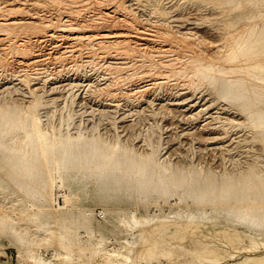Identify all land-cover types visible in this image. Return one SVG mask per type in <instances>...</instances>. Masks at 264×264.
Listing matches in <instances>:
<instances>
[{
    "label": "rangeland",
    "instance_id": "374dc122",
    "mask_svg": "<svg viewBox=\"0 0 264 264\" xmlns=\"http://www.w3.org/2000/svg\"><path fill=\"white\" fill-rule=\"evenodd\" d=\"M3 1L4 0H0V3ZM25 1L26 0L22 1V3H24ZM43 1L46 0H41L40 5L37 0H35V2L34 0H29V1L27 0L25 3L27 5L35 3L34 7L36 9L31 6L29 8L32 9V14L36 12L40 16H42V18L56 19L61 17V19L63 20H67L70 18L69 20H71L74 23H81V21L82 24H85V22L88 24L100 23L99 26L100 29L95 28L96 32L94 33H98V32L106 33L105 32L106 30L112 32V29L114 28L113 32H123L129 35L131 33L130 36L141 35L142 37H144V34L146 35V33H148V35H151L149 34L150 32L154 34L155 33L154 30L157 31L159 29H164L165 27L167 29L170 28V30L173 29L174 31L172 30V32L175 33H178L180 31H182L180 33H185L191 30V32L196 33L197 36L200 37V39L204 40L205 43L207 42L208 44L210 43V45H212L211 48L212 47L215 48V46L220 45V43L222 44V41L224 39V34L226 33V31L223 29L227 26L226 25L227 23L238 22L240 20V16L244 12L247 14H251V13L256 14V12L258 13L260 11L264 12V3H263L264 0H262L263 2L261 0H125L126 2L125 4L129 9L128 11H132L129 12V14L133 15L132 17L136 18L134 20L137 23L132 22V17L129 18L130 16H128L129 21L132 23L125 22V24L123 25L121 24L117 25L113 22V19L115 18H111L107 16H105L106 17L105 18L102 15L104 12L113 11L117 6V3L118 2L121 3L124 0L121 1L120 0H99V1L83 0L86 2H83L82 0H78V2L77 0H73L75 2H73L72 0H64L66 2L62 0L60 1L56 0V2H54L53 0H47L46 1L47 3L45 2V4L43 3ZM115 1L118 2L116 3ZM260 1L262 3L260 5H257L259 4ZM59 2H64V3L60 4ZM87 2L89 3L88 5L86 4ZM157 2H159V8L156 7L158 9H155V3ZM239 2L242 3L241 4L242 8L240 7V9L237 7ZM65 4H67L68 6ZM79 4L84 6L86 4L85 10L84 7L80 6ZM233 5L236 6L234 7ZM93 6L94 9L92 8ZM68 7L70 8L71 11H68L69 10ZM72 10L74 12L79 10V14L77 13L75 15V13L72 12ZM158 10L162 11L163 14L161 15V12L159 13ZM67 11L72 12V14L66 13ZM80 11H82V13ZM121 14L122 13L118 14V16L120 18H124L123 15ZM20 15H26V14L15 13L13 16L17 17ZM87 19L89 22L87 21ZM257 21L260 22L262 21V19L261 20L258 19ZM243 23L245 25L249 24L248 22H242L241 25ZM104 25L106 28H104ZM169 25L172 26V29L171 27H169ZM239 25L238 28L236 29H240ZM241 25H240L241 28L245 27L243 25L242 27ZM177 26L179 27V29ZM138 31H142L141 33L139 32L140 35H137ZM15 36L16 35L12 36V38L16 41L17 39L15 38ZM37 36L38 35L36 36L32 35L28 37L32 39L31 41H36V39L40 40V38H38ZM22 37H24V35ZM14 40H9L10 42L9 45L13 44ZM42 40L43 43H41ZM14 44L10 46L12 50L14 47H16V45L14 46ZM32 46L35 47L34 52H36V54L39 53L47 54V52H51V50L54 52L55 51L57 52V50L61 52H67L65 50H68L67 52L68 54L65 55V57L63 58L64 60L56 59L55 56L53 58H48L46 60V58L48 57L47 55L44 57V60H42L43 57H41L42 59L40 58V60H42L43 62L39 64L40 66L34 67V69H32L33 71L32 70L28 71V73H30L31 76H33L32 77L33 82H31L30 86H28L29 85L28 82L20 81L19 79V78L22 79L24 78L23 76H25L24 75L25 73L21 72L22 67L24 68L25 66L21 64H20L21 66L19 65L18 56H16L17 55L16 53L18 52L15 49L14 51L12 50L7 51L9 54L6 53L7 55L5 54L4 57L5 59L7 58L6 60L9 62V65L11 66L12 64V66L10 67L8 65L7 67H4V70H2L3 69L2 67H0V78L2 77L1 78L2 80L0 79L1 80L0 90L2 89L0 91L1 92L0 105H4V104L6 105V103L9 104L12 108L10 106H7L9 107L7 108L8 112L13 109V106L14 108H16V110L20 109L19 111L21 113L25 112L26 109L29 107L30 103L34 102V100L36 101V99L38 98L39 105L37 112L42 120V127L45 128V132L49 134H52L51 132L54 133L56 131L58 133V131L60 130L59 133L66 136L65 133H67L68 131L67 135L70 134L73 137L82 135L86 140H90L94 137H99L102 134L103 139L105 141L108 140L107 142L110 144L112 143L115 144L119 142L123 143L124 145L127 144L129 147H132L129 149H133V150L135 149V151L138 150V154H140V152L142 153V155L146 154L150 156L152 154V156H154V158L158 159L160 162L163 163L165 162V164L168 163L173 167L175 166L176 167L175 169L182 170L185 173H188L191 170L200 173V168H201V170L203 169L201 171L202 176L211 173L215 176V180L218 182H223L221 175H225L226 173L229 174L234 173L235 175L242 168L248 170L250 168V164H253L254 162L255 164L253 165L255 166L251 165V167H254V169H257V171L260 170L259 172L263 171L261 170V167L262 169H264L263 168L264 161L261 159H264L263 158L264 142L260 140V135L258 137V134L257 135L252 134V132L254 131L253 129L246 127V118L248 112L242 111L238 103L232 102L228 99H223L218 89L208 85L207 82L202 83L201 81L194 85L192 84V82L194 83L197 82L198 80L196 79L197 80L196 81L191 76H189V74L188 77L184 75L180 77L174 76L173 78L171 77L172 72H169L167 68L159 67L157 69V71L159 72H157L156 75L159 76V78L157 79L164 80L163 85L157 88L153 87V89L151 88V90L149 89L146 93V96H144L143 98L144 100L141 99L137 101V99H132L131 101L129 99L124 98V96L122 95V93L126 91L125 89L126 86L129 85V89L131 86H132L131 88H134L136 86H142L147 84V81L154 79V77L156 78V76H153L152 78L150 77L148 78L147 76L149 74L148 68L147 67L142 68V62H144L143 58L141 57L138 58L139 56L136 55L135 57H132L133 59L130 58L131 60L127 59L128 62L131 61L132 64L133 62L135 64L133 65L129 64V66L127 67L128 70L126 71V69H124L126 72L124 70H123L124 72L122 70L115 71L114 69H112L111 71L110 70L111 68H109L110 66L108 65L112 64L111 62L114 63V60L115 62L128 63L126 59L122 60V58H125L124 56H120V55L118 56V54L116 55L115 50H105V49L100 50L98 46H95L91 43L81 42L80 44H78V43H73L72 40H67V41L62 39L59 40V38L54 40L41 39L39 43L35 42V45ZM11 51L12 53L14 52V55L11 54ZM105 51L108 53H105ZM110 51H112V53ZM96 52L98 54H96ZM136 59L137 60L143 59V60H140V62L139 61L136 62ZM166 60L168 61L169 59ZM180 63L182 62L181 61L178 62L176 66L180 65ZM136 64L139 65L137 66ZM129 67H130V71H129ZM35 68L37 69L35 70ZM6 69L7 72L5 71ZM143 69L144 70L146 69L147 71H144ZM164 71L166 72V78ZM133 73L138 74V76L141 75V77L137 76L133 78V80L131 79L130 82L128 81L129 80L128 77L130 76V74ZM142 73L143 74L147 73V74L146 75L144 74L142 78L143 75ZM169 73H170V78H168ZM161 74L163 75V77ZM34 76H36V78ZM189 77H191L190 78L191 81L188 79ZM141 82H143V84ZM107 84L110 85L108 86ZM105 86H108L109 88L108 92H107L108 88ZM30 88L31 90H34L35 88L37 89L36 90L37 96L33 97V93H31ZM3 89L6 90L3 91ZM107 93H109L108 94L109 96H107ZM112 93L115 95V98L112 95ZM1 98L3 100L5 99L7 102L4 100L3 103V100ZM14 100L16 101V103L13 105L12 103L15 102ZM17 104L19 106H17ZM20 105H25V106L22 107ZM20 107H22L23 109ZM222 109H226L227 111L230 109L229 110L230 112L229 111H228L229 113L227 112L228 117L226 115H223L222 117L225 116L227 118L230 117L229 120L233 122L231 123V121L229 122V120H227L229 122L228 123L224 119H219V120L216 119L217 121L215 120L212 121L213 123L211 126L213 127L214 130L213 133L212 129H211L212 131L208 129L211 127L207 125V123L211 121L210 114H213L214 116L215 115L220 116ZM237 111L241 115H238ZM231 112L234 114L235 117H233V114H231ZM235 120L236 122L237 120L238 122L241 121L240 125L234 122ZM219 121L221 122L219 123ZM222 122L223 124L226 123L225 127H223L224 125L222 124ZM213 124L215 125V128L217 126L216 128L217 131H215L216 129H214ZM241 125L245 127L243 126L240 127ZM54 128L56 129V131ZM249 130L252 131L250 132ZM13 133H15L14 135H17L18 137H21L23 134L21 138H24L25 135L24 130L22 131L17 130V134L15 131ZM249 133L251 134L248 137ZM12 136L6 137L5 140L8 143H10L11 141H8L9 140L8 138H11ZM214 136L215 137L219 136L217 137L218 138L217 145H219L218 146L219 150L216 152L211 151L210 150L211 146L209 145L211 143L210 138L211 137L215 138ZM244 138L246 141L244 140ZM255 139L259 140L261 143H259V141L255 142ZM18 145L22 147L21 143H19ZM1 151L2 152H0V161H1L0 165L1 164L2 165L0 167V188H1L0 189V220L2 216L15 217L16 215H13L15 213H19V214L21 213L23 215L22 217L24 218L23 219L20 218V220L18 219L19 221L17 220L18 222L14 221V223L6 222L4 229L0 227V264H18L17 256L20 251L24 255V264H36L29 260V256H28L29 251L26 248L29 242L32 244V249L36 250L35 251L36 258L38 259L42 258V260L46 262L50 261V263L53 264H86V263L101 264L102 262H103L102 264H144V256L139 261H134V262L131 261L130 256H128L131 247L127 245L128 244L127 242L138 243L135 248L140 251L146 248L145 245L147 243L144 240V235H143V239L139 241L140 236L144 231V228L139 229V231L137 229L131 230L129 227H127L126 224L124 226V220L126 221L129 220L133 212L135 213L137 218H144L148 216L174 217L173 215H175L176 213H179L178 215L182 217L187 213L190 214V212L194 213L197 211V207L193 206L192 201L188 198H185V196H182L184 190L181 189L176 192L175 190H172L170 193L166 195L159 193V194H151L150 196L149 195L143 196V194H141L140 192L139 193L141 195L137 191H135L133 184L127 186L124 182H121L120 184H117L113 187V186H109L107 183H102L101 179L97 175L91 176V174L85 171L84 169L82 171H80L81 169H67L69 171L63 170L62 175L65 176L67 180H65L66 182L64 181V186H62L63 188L61 187L62 188L61 189L60 185H62V183L57 178L58 177L57 175L56 182L54 184V190H52V195L53 192H54L53 196H58V194L60 193L72 194L73 198L69 204L71 206L70 208L72 211H70L69 214L67 213L65 215L67 217L66 222L65 221L61 222L63 224L58 225V228L59 227L60 228H59V234L57 235L66 236L67 231H64V229L65 230L71 229L74 235L79 233L78 237L84 241V245H86L89 250H91V248L93 247L92 245H95V243L97 244L98 242L102 241L104 243L103 249L105 250V251L102 250V252L104 254L109 255V257L110 256L111 257L105 261H102L101 259L104 260V257L98 256L99 258L96 257L94 261H89L87 260L88 259L87 254L84 256V254L80 252L79 247H77L79 243L78 241L81 240L79 238L78 241L76 238H73L72 241L75 242L76 240V242L75 243L73 242V249L70 252L67 251V249L64 247H61L62 249H60L59 241L57 243L56 239L55 240L53 239L49 243H47L46 238L48 237V235L52 236L54 230H58L54 228L55 227L53 225L54 222H52L55 220V218L47 219V217L43 215H39L38 218L35 217V215L38 214V211L34 209L32 210L31 205L33 204L41 205L38 196L35 197L32 194H28V191H26L27 193L23 192L24 188L26 187L25 186L26 183H28V180L26 178H24L25 180L24 181L22 180V178L18 177L19 182L17 184L15 181H13V178L15 176L12 174L10 170L11 165L7 162L6 159V157L8 156L7 154L8 152L7 153L5 152L6 153L5 154L4 150ZM2 156L3 159H1ZM255 160H257L258 162ZM7 163L9 166L7 165ZM256 163H258L259 165ZM205 170H207V174H203L206 172ZM224 170L225 173H223ZM261 173L263 174L264 171ZM11 175H13L12 176L13 178L10 177ZM74 176H76V178ZM82 176L84 178H82ZM89 176L91 178H89ZM58 181L60 182V184ZM59 188L61 190H59ZM51 198L53 201V197ZM144 198H146L145 201ZM187 202L188 204H186ZM56 203L57 200L55 202V205L53 202L54 206L52 204L51 205L55 208H58V204ZM63 203L64 201L60 199L59 206L60 205L63 206ZM185 204L187 206L191 205V207L189 206L187 207ZM207 205H205V207L204 206L201 207L202 209L201 208L200 209L206 212L208 211V213L211 214L212 212L216 211L215 213H213V215L217 213L218 209L220 210V212L222 210L223 211L221 213L218 212L217 214L224 213L223 215H225L226 214L225 212H227L229 209V208H222V206L219 205L217 206L216 205L207 206ZM210 208L211 210H209ZM4 209L6 210L7 214L4 213L5 212ZM23 209L25 210L29 209L32 210V212L30 211L29 215H27L25 214L27 212H24L25 210ZM82 213L89 215V218L91 220V222L88 223L86 225L87 227L85 228H83L85 224L82 223L80 224V220L79 222H76ZM76 214L78 215L80 214V215L78 216ZM178 215L176 214L175 218L180 220L181 218ZM232 215L234 214L232 213L231 217ZM72 217H74L73 218L74 222L71 221ZM28 223H30V225H28ZM77 223H79L81 226ZM65 225L67 227H65ZM24 227L26 228L24 229ZM86 228L94 231L92 232V234L94 235L91 234L90 230L89 231L88 229L86 230ZM223 228H225V226H223L220 223L215 230L220 231ZM48 229L50 230L49 231L50 234L45 232V230ZM51 230L53 233L51 232ZM201 230L204 236L209 235L208 237L211 239L213 236H216V233L214 235L213 231H210V229L208 228H204ZM140 232L141 234H138ZM183 234L184 235L186 234L185 236L186 238L188 237L187 238L188 240L191 238L190 233L183 232ZM222 235L218 234L217 238L220 237L221 239L220 238L219 239L223 240L225 237H223ZM19 238H21V241H23V243L19 241ZM257 239L263 240L264 236H259L257 237ZM188 240L186 241L187 243ZM52 241L53 243H51ZM75 244L77 245L75 246ZM58 245L59 247H57ZM23 248H25L26 251ZM18 249L21 250L19 251ZM88 249L87 252L89 253L90 251ZM57 250L60 251L58 252ZM162 252L163 251L161 249H157L152 254L159 256V258L163 262H165L164 260L165 258H163L164 255L161 254ZM164 253L166 254L167 252H163V254ZM115 257L117 258L115 259Z\"/></svg>",
    "mask_w": 264,
    "mask_h": 264
},
{
    "label": "bare ground",
    "instance_id": "6f19581e",
    "mask_svg": "<svg viewBox=\"0 0 264 264\" xmlns=\"http://www.w3.org/2000/svg\"><path fill=\"white\" fill-rule=\"evenodd\" d=\"M22 1L24 0H4L3 2L0 3V67H2L3 68L2 70H4V67H7L9 65V62L6 60L7 58L5 59L4 56L6 53L9 54L7 51L12 50L10 46L15 43L14 46L16 45V47H14L12 51H14L15 49L18 52L16 53L17 55L16 54L15 55L18 56L19 65L21 64L26 67V68L22 67V70H21V72L25 73L24 74L25 76L22 75L24 78L22 79L19 78V79L20 81L28 82L29 83L28 86H30L31 82H33L32 81L33 76H31V74L28 73V71L34 69V67L40 66L39 64L43 62L42 60H44V57L46 55L48 56L46 58L47 60L48 58H53L54 56L56 59H63L65 55L68 54L67 53L68 50H65V49L64 50L67 52H61L58 50L57 52L56 51L54 52L51 50V52H47V54H41V53L36 54V52H34L35 47L32 46V45H35V42L39 43L41 39H48V40L53 39L54 40L58 38L59 40L62 39L66 41L72 40L73 43H78V44H80L81 42H87L95 46H98L100 50L101 49L115 50L116 55L118 54V56L119 55L124 56L125 58H122V60L126 59L127 62H128L127 59L131 60L130 58L135 57L137 55L139 56L138 58L141 57L144 59V60L143 59H140V60L144 61L142 62V68L143 67L148 68V73H149L147 75L148 78L149 77L152 78L153 76H156V78L154 77V79L147 81V84L145 85L136 86L134 88H131L132 87L131 86L130 89H129V85L126 86L127 87V88L125 87L126 91L122 93L124 98L129 99L131 101L132 99H137L138 101V100L143 99L144 96H146V93L149 89L151 90V88L153 89V87L157 88L163 85L164 80L157 79L159 78V76L156 75L157 72H159L157 71L159 67L167 68L169 72H172L173 76L171 75V77L173 78L174 76L180 77L184 75L188 77V74H189V76H191L193 79L198 80V81L196 80L197 82H194V83L192 82V84L195 85L196 83L201 82V81L202 83L207 82L208 85L218 89L223 99H228L232 102L238 103L242 111H247L248 114L246 118V127L253 129L254 131L252 132V134L253 135L258 134V137L260 135V140L264 142V12L263 11H260L258 13L256 12V14H252V13L247 14L244 12L240 16V20L238 22L227 23L226 24L227 26L223 29L226 31V33L224 34V39L222 41V44L220 43V45L218 46L216 45L217 47L215 46V48L214 47L211 48L212 45H210V43L209 44L208 42L205 43L204 40L200 39V37H198L196 33L191 32V30H189L190 32L188 31L185 33H180L182 31L178 32L179 31L178 30L176 31L178 33H175V32H172L173 29H172V26L170 25L169 27H171L172 30H170V28L167 29L165 27L164 29H159L157 31L154 30L155 32L154 34L150 32L149 34L151 35H148V33H146L147 36L144 34V37L140 35L142 31H138L137 33V35H140V36H135V35L130 36L131 33L129 35L123 32H113L114 28L112 29V32L106 30L105 31L106 33H103L102 31H100L103 34L99 32L94 33L96 32L97 28L100 29L99 28L100 23L88 24L85 21H83L85 22V24H82V21L81 23H74L71 20H69L70 18L67 20H63L61 19V17L56 18V19L42 18V16H40L36 12L32 14V9L29 8L30 6L34 7L35 3L27 5L25 3L27 0L24 3H22ZM37 1L39 2V5H40L41 0H37ZM46 1H43V3L45 4ZM53 1L56 2V0H53ZM57 1H60V0H57ZM261 1L257 5H260L263 2ZM64 2H59V3L61 4ZM83 2H86V1H83ZM122 2L121 3L118 2L117 6L115 7L113 11L104 12L102 16L115 18L113 19V22L117 25L118 24L123 25L125 24V22H130L129 18H131L133 15L129 14V12H132V11H128L129 9L125 4L126 3L125 0ZM86 4L88 5L89 3L87 2ZM241 4L242 3L240 2L238 3L237 7L239 9L242 6ZM80 6H83L85 10L84 5H80ZM106 6H109V5H106ZM233 6L235 7L236 5H233ZM156 7L159 8V2L155 3V9H158ZM92 8L94 9V6ZM68 11H71L70 8ZM68 11L66 13L72 14V12H74L73 10L72 12H68ZM80 12L82 13V11ZM160 12L162 15L163 12L159 11V13ZM15 13H23V14L25 13L26 15H20L16 17V16H13ZM74 13L75 15L77 13L79 14V10ZM120 13H122L121 15H123L124 18H120L118 16V14ZM128 16L130 17L128 18ZM134 19L136 18L132 17V22H135ZM258 19L259 20L262 19V21L259 22L257 21ZM242 22H248L249 24L248 25L246 24L247 25L246 26L243 23L242 25L245 26L243 27L241 25ZM239 24L243 28H241ZM105 25H104V28H106ZM238 25L240 29H236L238 28ZM91 29H94V30H91ZM14 35H16L15 36V38L17 39L16 41L12 38V36ZM23 35L24 37H22ZM26 35L28 36L38 35L37 37L40 38V40L36 39V41H31L32 39H30V37ZM9 40H14V43L9 45L10 44ZM41 43H43V40L41 41ZM12 51H11V54L14 55V52L12 53ZM110 52L112 53V51ZM105 53H108V52L105 51ZM96 54L98 53L96 52ZM41 57H43V59ZM40 58L42 60H40ZM166 59H169V60L167 61ZM140 60L136 59V62L137 61L140 62ZM177 61L178 62L181 61L183 64L180 63V65L181 64L182 65L181 66L178 65L180 66L178 67L176 66V64L178 63ZM129 62L121 63V62H115L114 60V63L111 62L112 64L109 63L110 65L108 66H110L109 68H111L110 69L111 71L112 69H114L115 71L116 70L123 71L124 69H126L127 71L128 70L127 67L129 66V64L131 65L135 64L134 62L133 64L131 61ZM7 69L5 70L6 72H7ZM36 69L37 68H35V70ZM129 71H130V67H129ZM144 71H147V70L145 69ZM144 74L142 75V78ZM137 76L138 74H135V73L130 74V76L128 77L129 79L128 81L131 82V79L133 80V78ZM139 76L141 77V75ZM168 76H169L168 78H170V73ZM34 77L36 78V76ZM191 77H189L188 79L190 80ZM165 78H166V72H165ZM141 83L143 84V82ZM107 85L109 86L110 84H107ZM108 86H105V87L108 88ZM105 87H104V90H105ZM5 90L3 89V91ZM36 90H37L36 88L34 90H31V93H33V97L37 96ZM108 90L109 88L107 89V92ZM108 94L109 93H107V96H109ZM112 95L115 98V95L113 93ZM4 100H3V103H4ZM15 103L16 101L12 104L14 105ZM38 105H39V101L37 98L36 101L34 100V102L30 103L29 107L28 108L26 107L27 108L26 111L22 113L19 111L20 109L19 110L17 109L19 111L18 112L16 108H14V106H13V109L8 112L7 108L9 107L7 106H10V105L7 103L6 105L5 104L0 105V152H2L1 150H4V153L8 152L7 153L8 156L6 157V159H7V162L11 165L10 170L12 174L15 176L14 177L15 179L12 177L13 175L10 176L13 178V181H15L17 184L19 182L18 181L19 178H22V180L26 178L28 180V183L25 182L26 185L25 184L24 185L26 186L25 187L26 189L24 188L25 191L23 190V192L28 191V194H32L35 197L38 196L39 201L41 202L40 203L41 205H34V204L31 205L32 210L34 209L38 211V214H36L35 217L38 218L39 215H43L47 217V219L55 218V220L52 222H54L53 223V225L55 226L54 228L58 230H54V233L51 230L53 235L52 236L48 235V237L46 238L47 243H49L53 239L54 240L56 239L57 243L59 241V245H60V247L59 245L57 247H59L60 249H62L61 247H64L67 249V251L70 252L73 249V242H74L72 241L73 238H76L78 241L79 233L74 235L71 229H66V230L64 229V231H67L66 236L57 235L59 234V228H60V227L58 228V225L63 224L61 222H64V221L66 222L67 217L65 215L67 213L69 214L70 211H72L70 208L71 206L69 204L73 198V195L70 193L69 194L60 193L64 203H63V206L61 205L59 206L58 204V208H55L53 206L55 205L57 196H53L54 192L52 195V190H54V184L56 182L57 175H58L57 178L62 183V185H60V188L64 186V181L67 180V178H65V176L62 175L63 170L81 169L80 171H82L84 169L85 171L89 172L91 176L97 175L101 179L102 183H107L109 186L114 187L115 185L120 184L121 182H124L127 186H130L131 184H133L135 191H137L138 193L140 192L141 194H143V196H146V195L150 196L151 194H159V193L166 195L170 193L172 190H175V192L179 191L180 189L184 190L182 196H185V198L190 199L192 201L193 206L197 207V211L195 210L196 212L194 213L190 212V214L187 213L188 215L185 214L182 217L178 215L179 213H176L181 218L180 220L175 218L176 214L173 215L174 217L172 216L171 217L148 216L144 218H137V216L133 212L129 220L127 221L124 220V226L126 224L127 227H129L131 230L137 229L138 231L139 229L144 228V231L142 232V235L140 236L139 241L143 239V235H144V240L146 241L147 244L145 245L146 248L140 251L135 248L138 243L127 242L128 243L127 245L131 247V250L128 256H130L132 262L139 261L144 256V264H264V239L263 240L257 239V237L259 236H264V173L263 174L261 173L264 171V169H262L261 167V170L263 171L259 172L260 170L257 171V169H254V167H251V165L255 166L253 165L255 164V162L253 164H250V168L248 170L242 168L240 171H238L237 173L238 175L237 174L234 175V173H230V174L226 173L225 175H221L220 174L221 172H220L219 174L222 176L223 182H218L215 180V176L213 174L211 173L207 174V170H205L206 172L204 171L205 173L203 174H207L204 176H202L201 171L203 169L201 170V168H200V173H197L194 170H191L190 172L185 173L182 170L175 169L176 168L175 166L173 167L168 163L165 164V162L164 163L160 162L158 159H155L151 153H150L151 154L150 156L146 154H145L146 156L142 155L141 152L140 154H138V150L135 151V149L134 150L129 149L132 147H129L127 144L124 145L121 142L110 144L107 142L108 140L105 141L103 139L102 134L99 137H94L90 140H86L82 135H79L77 137H73L70 134L67 135L68 131L67 133H65L66 136L62 135L61 133H59L60 130L57 133L55 128L54 129L56 132L54 133L51 132L52 134H49L45 132V128L42 127V120L39 117L38 112H37ZM17 106L19 105L17 104ZM20 106L23 107L25 105H20ZM4 110H7V111H4ZM228 111L226 109H222L220 116H216V115L214 116L213 114H210L211 121L208 122L209 124L207 123V125H209L211 128H208V129L213 130V127L211 125L213 123L212 121L214 120L215 121L219 119H224L226 121L229 120L230 117L227 118L228 117L227 115L230 111L229 112ZM231 114L233 113L231 112ZM237 114L241 115L239 114V112ZM223 115H226L227 117L226 116L222 117ZM233 117H235L234 114H233ZM238 120L237 122L236 120L234 122L240 125L241 121L238 122ZM230 121L231 120H229V122ZM220 122L221 121H219V123ZM232 122L233 121H231V123ZM225 124H223L224 125L223 127H225ZM242 126L243 125H241L240 127ZM216 128L214 125V129ZM17 130L25 131L24 138H21L23 134L21 137L14 135L15 133L13 132L15 131L17 134ZM215 131H217V129ZM249 131L251 132L252 130H249ZM213 133H214V130H213ZM10 134H12L13 136ZM250 134L251 133H249L248 137L250 136ZM8 136H12L11 138H8L9 140L7 139L8 141H11L10 143H8L5 140V138ZM217 137L210 138L211 140V143L209 144L211 146L210 150L214 152L219 150V147H218L219 145H217L218 143ZM256 141H259V140L255 139V142ZM17 143L18 144L21 143L22 147H20V145H18ZM259 143L261 142L259 141ZM1 159H3V156ZM261 160L264 161V159H261ZM223 173H225V170L223 171ZM74 177L76 178V176ZM82 178L84 177L82 176ZM89 178L91 177L89 176ZM60 188L59 190H61L63 187L61 189ZM51 197H53V201ZM145 199L146 198H144V201ZM53 202H54V205H53ZM186 204H188V202ZM207 204L209 206L219 205V206H222V208H229V209L227 212H225L226 213L225 215H223L224 213L217 214L218 212H220V210L218 209L219 210L218 211L216 209L217 213L213 215V213L216 212L215 209H214L215 212H212V214L208 213V211L206 212L204 210H201L202 209L201 207L203 206L205 207V205ZM188 206L191 207V205H188ZM32 210L26 209L24 212H27L25 214L29 215V212L30 211L32 212ZM209 210H211V208ZM4 213H6V210ZM232 213L234 215H232L231 217ZM13 215H16V216L15 217L2 216L0 220V227L4 229L6 222L14 223V221H17L18 219L20 220V218L22 219L24 218L22 217L23 215L21 213L20 214L15 213ZM73 218L74 217H72V220H71L72 222H74ZM24 220H27V219H24ZM79 220H80V224L81 223L85 224L83 228L87 227L86 225L91 222L89 215L84 214V213L81 214V216L77 219L76 222H79ZM33 223H36V222H33ZM220 223L223 226H225V228L221 229L220 231L215 230L217 226H219ZM22 225H25V224H22ZM28 225H30V223H28ZM65 227L67 226L65 225ZM25 228L26 227H24V229ZM204 228L210 229V231H213L214 235L216 233V236H213L212 239L208 237L209 235L204 236L203 233L201 232L202 231L201 229H204ZM87 229L88 228H86V230ZM89 230L90 229H88V231ZM49 231H50L49 229L45 230L46 233L50 234ZM90 232L92 234V232L94 231L90 230ZM183 232L190 233L191 238L189 237L190 239L188 240L187 239L188 237L186 238L185 236L186 234L184 235ZM138 234H141V232ZM218 234L219 235L223 234L222 236L225 237L224 238L225 240L224 239L220 240L221 239L220 237H219L220 239L217 238ZM187 240H188V243L186 242ZM19 241L23 243V241H21V238H19ZM78 242L79 243L77 247H79L80 252L83 253L84 256L87 254L88 259L87 258L86 259L89 261H94V259L98 256L104 257V260L101 259L102 261H105L111 257V256L109 257V255L104 254L102 252V250H104L103 249L104 243L102 241L98 242L97 244L95 243V245H92L93 247L91 248V250H89L87 246L84 245V241L82 239L79 240ZM51 243H53V241ZM76 245L77 244H75V246ZM26 248L29 251L28 256H29L30 261L36 264H53V263H50V261L46 262L42 260V258L41 259L36 258V255H35L36 250L32 249V244L30 242L28 243ZM23 249L25 250V248ZM87 249L90 251L89 253L87 252ZM157 249H161L163 252H167L166 254L165 253L163 254V252L161 253L162 255H164L163 258H165L164 259L165 262H163L159 258V256L152 254ZM57 251L59 252L60 250H57ZM17 257H18L17 258L18 264H24V255L22 254L21 251L18 253ZM116 258L117 257H115V259Z\"/></svg>",
    "mask_w": 264,
    "mask_h": 264
},
{
    "label": "built area",
    "instance_id": "2783aa9c",
    "mask_svg": "<svg viewBox=\"0 0 264 264\" xmlns=\"http://www.w3.org/2000/svg\"><path fill=\"white\" fill-rule=\"evenodd\" d=\"M60 199H62V198H61V194H59V195L57 196V198H56V200H57V204H59V200H60ZM62 200H63V199H62Z\"/></svg>",
    "mask_w": 264,
    "mask_h": 264
}]
</instances>
